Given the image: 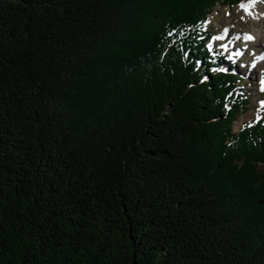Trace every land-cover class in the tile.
<instances>
[{
    "label": "trees",
    "instance_id": "16d2710c",
    "mask_svg": "<svg viewBox=\"0 0 264 264\" xmlns=\"http://www.w3.org/2000/svg\"><path fill=\"white\" fill-rule=\"evenodd\" d=\"M244 0H0V264H264V116L206 42Z\"/></svg>",
    "mask_w": 264,
    "mask_h": 264
},
{
    "label": "rangeland",
    "instance_id": "374dc122",
    "mask_svg": "<svg viewBox=\"0 0 264 264\" xmlns=\"http://www.w3.org/2000/svg\"><path fill=\"white\" fill-rule=\"evenodd\" d=\"M242 3L251 7L245 10L241 8ZM208 27L215 33V38L223 36V39H215V49L220 50L221 54L228 53L243 75L242 84L248 95L249 106L234 122L233 132L237 133L245 123L255 122L264 116V91L261 90L264 83L260 80L264 77V67L256 62L261 54L259 50L264 45V0H244L232 8L219 2L209 15ZM249 32H259V36L246 40L244 37L249 36ZM222 45H227V50ZM208 47H212L211 44ZM238 52L241 55H236Z\"/></svg>",
    "mask_w": 264,
    "mask_h": 264
},
{
    "label": "snow or ice",
    "instance_id": "6c2138e0",
    "mask_svg": "<svg viewBox=\"0 0 264 264\" xmlns=\"http://www.w3.org/2000/svg\"><path fill=\"white\" fill-rule=\"evenodd\" d=\"M253 2H255V0H253ZM251 7V5H245V4H241V8H244L245 10H248L249 8ZM237 38H239V37H237ZM246 40H252L253 39V37L252 36H245L244 37ZM215 39H223V36H220V37H216ZM222 47H224L225 48V50H227V45H222ZM236 55H241V53H236ZM262 58H264V57H262ZM228 59H232V57L231 56H229L228 57ZM262 83H264V82H262ZM262 91H264V88H262L261 89Z\"/></svg>",
    "mask_w": 264,
    "mask_h": 264
},
{
    "label": "bare ground",
    "instance_id": "6f19581e",
    "mask_svg": "<svg viewBox=\"0 0 264 264\" xmlns=\"http://www.w3.org/2000/svg\"><path fill=\"white\" fill-rule=\"evenodd\" d=\"M249 33H250L249 36H252L254 39H256V37L259 36V32H257V33L249 32ZM247 36H248V35H247ZM263 50H264V45H263V49L260 48V50H259V51L261 52V54H259V57L261 56V59H263V58H262V57H263L262 55H264V51H263ZM260 62H261V61H260ZM263 63H264V61H263ZM257 65H258V64H257ZM259 66H260V63H259ZM260 67L263 68L264 66H260ZM260 80L264 82V77L260 78Z\"/></svg>",
    "mask_w": 264,
    "mask_h": 264
},
{
    "label": "water",
    "instance_id": "95a60500",
    "mask_svg": "<svg viewBox=\"0 0 264 264\" xmlns=\"http://www.w3.org/2000/svg\"><path fill=\"white\" fill-rule=\"evenodd\" d=\"M259 202H260V203H264V199L260 200Z\"/></svg>",
    "mask_w": 264,
    "mask_h": 264
}]
</instances>
